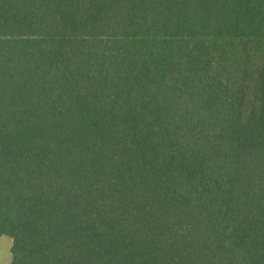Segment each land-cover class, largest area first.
<instances>
[{"label": "trees", "instance_id": "trees-1", "mask_svg": "<svg viewBox=\"0 0 264 264\" xmlns=\"http://www.w3.org/2000/svg\"><path fill=\"white\" fill-rule=\"evenodd\" d=\"M260 41L264 0H0L11 264H264Z\"/></svg>", "mask_w": 264, "mask_h": 264}, {"label": "rangeland", "instance_id": "rangeland-1", "mask_svg": "<svg viewBox=\"0 0 264 264\" xmlns=\"http://www.w3.org/2000/svg\"><path fill=\"white\" fill-rule=\"evenodd\" d=\"M253 44V43H251ZM256 49L262 51L264 49V42L261 41L255 43ZM259 52V51H258ZM11 237L5 234H0V264H11V253H10V246H11Z\"/></svg>", "mask_w": 264, "mask_h": 264}]
</instances>
